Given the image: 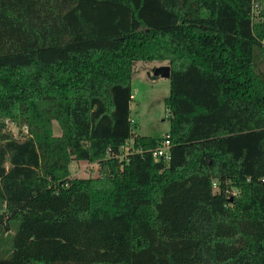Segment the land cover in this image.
Listing matches in <instances>:
<instances>
[{
  "label": "trees",
  "instance_id": "trees-1",
  "mask_svg": "<svg viewBox=\"0 0 264 264\" xmlns=\"http://www.w3.org/2000/svg\"><path fill=\"white\" fill-rule=\"evenodd\" d=\"M250 6L0 0V264H264V23ZM138 61L170 67L159 139L132 131ZM165 140L170 160L155 161ZM73 161L100 176L71 177Z\"/></svg>",
  "mask_w": 264,
  "mask_h": 264
},
{
  "label": "rangeland",
  "instance_id": "rangeland-1",
  "mask_svg": "<svg viewBox=\"0 0 264 264\" xmlns=\"http://www.w3.org/2000/svg\"><path fill=\"white\" fill-rule=\"evenodd\" d=\"M161 65H167V63L135 62L131 79L130 119L132 131L136 135L152 139L164 137L169 130L168 110L164 106V100L169 95V81L161 77H153L154 69ZM259 66L264 71V57L260 58ZM4 125L5 130L18 138L26 133L24 126L20 128L9 119H5ZM52 132L56 136L60 135L61 131L57 122H53ZM131 143L129 141L123 147L124 154L128 148L130 151L132 150ZM69 170L71 177L76 178H95L101 173V168L97 163L86 161L71 162Z\"/></svg>",
  "mask_w": 264,
  "mask_h": 264
},
{
  "label": "built area",
  "instance_id": "built-area-1",
  "mask_svg": "<svg viewBox=\"0 0 264 264\" xmlns=\"http://www.w3.org/2000/svg\"><path fill=\"white\" fill-rule=\"evenodd\" d=\"M250 19L252 24H257V23H264V0H251V6H250ZM261 46L264 48V36L260 40ZM132 97V96H131ZM136 135V134H134ZM131 141V148L132 150L130 151L129 148L127 152L124 154L123 153V147ZM120 160L126 158L129 154L134 153L133 149V141L128 140L126 143L120 147ZM137 152H140L137 150ZM151 155L155 161H166L168 162L170 160V143L168 140H165L160 146L155 148L154 150L151 151ZM214 187L215 183H214ZM234 194V193H233Z\"/></svg>",
  "mask_w": 264,
  "mask_h": 264
},
{
  "label": "water",
  "instance_id": "water-1",
  "mask_svg": "<svg viewBox=\"0 0 264 264\" xmlns=\"http://www.w3.org/2000/svg\"><path fill=\"white\" fill-rule=\"evenodd\" d=\"M153 77H161L164 79L170 78V67L168 65H161L154 69L153 71Z\"/></svg>",
  "mask_w": 264,
  "mask_h": 264
}]
</instances>
